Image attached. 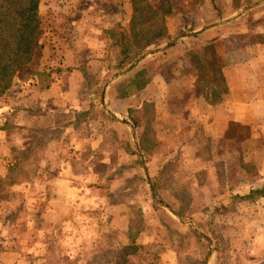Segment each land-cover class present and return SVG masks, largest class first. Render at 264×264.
<instances>
[{
  "label": "rangeland",
  "instance_id": "rangeland-1",
  "mask_svg": "<svg viewBox=\"0 0 264 264\" xmlns=\"http://www.w3.org/2000/svg\"><path fill=\"white\" fill-rule=\"evenodd\" d=\"M261 1L137 0L134 9L126 0H40L43 49L34 70L41 75H21L0 98L7 141L1 139L0 160L8 171L0 178V251L20 256L0 264H234L231 238L238 240L235 248L244 240L240 229L224 224L245 208L233 192L255 178L258 184L264 174V118L258 117L257 138L233 128L225 148L205 144L184 155L152 148L151 119L164 116V103L176 108L171 100L188 84L189 63L198 93L217 99L227 89L222 60H243V53L236 58L233 52H248L253 43L264 51V9H256ZM184 24L190 31L219 30L206 43L192 41L197 51L187 54V63L167 34H182ZM121 35L130 60H145L120 83L124 93L147 85L131 101L136 109L130 117L145 128L138 135L102 106L104 89L120 72ZM47 86L54 88L46 102ZM23 106L38 115L25 130L12 119ZM62 171L72 182H58ZM248 214L253 220L254 212Z\"/></svg>",
  "mask_w": 264,
  "mask_h": 264
},
{
  "label": "crops",
  "instance_id": "crops-1",
  "mask_svg": "<svg viewBox=\"0 0 264 264\" xmlns=\"http://www.w3.org/2000/svg\"><path fill=\"white\" fill-rule=\"evenodd\" d=\"M256 9H264V0L261 1V4H259ZM174 16L176 15L174 14ZM185 17L187 16L185 15ZM181 30H184L185 32L182 34H178L179 32L174 34V32L169 29L167 34L171 38L175 37L176 40L174 41V44H172V48L176 50L178 49L180 56L184 54L183 56L186 63L187 54L190 53V51H197V48H194L192 45L194 39L197 42L202 40L200 43H206L210 35H214L217 33L216 31H219L215 27L202 31L188 32V28H186L185 24L182 26ZM250 33H252V31ZM193 36H195V38H192ZM248 50V52L247 49L243 50V52L242 50H236V52H233L234 57L237 54L243 53V56L245 57L243 60L238 59L233 62H225L222 60L220 73L224 86L226 85L227 89L226 93H221L217 99H211L206 94L200 95V93H198L199 78L196 75V69L191 63H189V68L186 72V75H189L188 84L182 85L183 96L181 93H177L176 99L171 100L176 101V108H168L170 105L168 106V104L164 103L166 109H162V115H164L162 116L163 119L160 118V116L158 117V115H153V118L151 119V123L153 124L152 132H154L153 149L159 150L160 147H165L171 150V152L169 151L171 154L172 150H175V152L180 150L183 154L188 148L199 149L205 144V147L208 146L210 149L215 148L216 146L225 148L224 143L227 141L226 136L231 129L233 130V128H236L238 131L241 129L242 131L245 130V132L248 133L247 139L258 137V133L262 131V128L258 126L257 123L258 117L264 118V51L257 52L256 43H253ZM244 52L248 55V58H246ZM236 58H238V55ZM144 61V59L140 61L138 60L120 71L104 89L102 96V106L104 109L110 111L112 118L117 122H120V124H123V126L131 132L136 133L137 130V135L143 133L145 128L144 126L139 127L138 122L130 117V110L135 108L131 104V101L134 96L143 93L147 85H143L144 87H141V89L136 88L135 93H124L123 84L120 83L133 78L137 71H140V66L145 63ZM75 67L81 69L80 65ZM184 80V78L181 79V81ZM150 82H145L143 84L149 85ZM35 84L36 86L38 85L37 82ZM54 86H47L44 91H42V94L46 92V96H44L46 102L50 99V94H48V92L53 90ZM120 86L122 87L121 89L119 88ZM185 95H188V100H186ZM42 98L43 97H41V99ZM162 101L166 102L163 97ZM32 103L34 102H31L30 104ZM35 103H38V101H35ZM25 106L27 108V105ZM41 107L42 103L39 108ZM139 107L141 106L138 105L137 108ZM28 109L25 110L24 106L21 110L14 109L15 112L12 113V119L16 128L25 130L26 128L31 127L33 123H37L33 122V118L38 115L35 113L31 114ZM21 114L22 116H20ZM40 115L41 114H39V117ZM17 117H23V122H18ZM166 124L169 126H166ZM189 124L190 127L185 130ZM2 138H4L6 144V132L4 133L3 129L0 128V144L2 143ZM135 139L138 142L140 141V138L138 137H135ZM234 141L237 142L238 140L236 139ZM140 145L142 147V144ZM2 161L3 160H0V178H5L8 171L6 166H2ZM62 164L67 168V163L65 164V162H63ZM5 165H7V163H5ZM9 165L12 166L13 164L11 163L7 166ZM63 173L65 174V171H62L60 174L58 182H65V184L72 182L69 179L63 178ZM256 179L257 178H255L253 182H255ZM258 180L260 181L258 184L250 182L247 183L246 189H238L233 192V195L243 197L238 203L245 205L244 209L236 210L235 216L232 217L231 220H225L226 223L224 224L227 228L232 227L233 229H240L238 235L244 240V242L241 241L239 243V248H235L238 240H236V238H231V243L234 242L232 245L234 264H264V196L256 197L255 195H251L252 191L260 188L264 183V174L262 175V178ZM226 192L229 191L222 190L223 196L231 197V195H227ZM228 203L224 202V204L220 206V208L224 209L223 212L225 213ZM162 208L166 209L170 215L175 214V209L171 206L164 204ZM249 209L252 211L248 212ZM253 212L255 215L254 219L248 221V213ZM3 224L4 221L0 218V229L3 228ZM12 256H15L16 260L17 257H20L18 254L0 251V260Z\"/></svg>",
  "mask_w": 264,
  "mask_h": 264
},
{
  "label": "trees",
  "instance_id": "trees-1",
  "mask_svg": "<svg viewBox=\"0 0 264 264\" xmlns=\"http://www.w3.org/2000/svg\"><path fill=\"white\" fill-rule=\"evenodd\" d=\"M136 1L126 0L132 3L134 9ZM39 4L40 0H0V98L7 94L15 79L21 75L41 72V70H34L35 60L42 58L40 50L43 49L40 43L42 30L38 17ZM183 32L185 31L182 30ZM188 32H190L189 29ZM157 37H162V41L168 43L165 35L158 34L155 38ZM120 43L122 51L119 52L121 60L118 71L124 70L135 62L129 58L130 47L125 35L120 36ZM223 92L226 93V90ZM153 192L155 194V190ZM251 195L264 196V183L260 188L252 191Z\"/></svg>",
  "mask_w": 264,
  "mask_h": 264
}]
</instances>
